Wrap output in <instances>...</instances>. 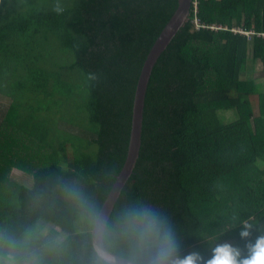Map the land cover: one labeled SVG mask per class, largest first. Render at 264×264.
I'll use <instances>...</instances> for the list:
<instances>
[{
    "label": "trees",
    "instance_id": "trees-1",
    "mask_svg": "<svg viewBox=\"0 0 264 264\" xmlns=\"http://www.w3.org/2000/svg\"><path fill=\"white\" fill-rule=\"evenodd\" d=\"M176 7L0 0V97L10 101L0 117V234L50 226L49 237L63 238L42 250L45 264H92L91 231L125 161L141 68ZM55 44L74 58L57 74L48 62ZM167 46L147 85L137 165L108 221L149 205L173 226L180 256L206 260L222 244L246 254L264 232V93L254 79L257 61L264 78V0H193ZM73 99L70 128L63 109ZM232 112L234 121L221 119ZM241 221L253 224L248 240Z\"/></svg>",
    "mask_w": 264,
    "mask_h": 264
},
{
    "label": "clouds",
    "instance_id": "clouds-1",
    "mask_svg": "<svg viewBox=\"0 0 264 264\" xmlns=\"http://www.w3.org/2000/svg\"><path fill=\"white\" fill-rule=\"evenodd\" d=\"M89 79L96 80L97 76L90 74ZM70 194L81 208L92 212L79 192ZM240 227V238L248 240L253 224L241 221ZM98 238L102 247L97 248L92 264H115L117 258L123 264H264V232L254 243L245 245L246 254L230 244H222L213 247L206 260L195 252L180 256L181 244L167 217L139 203L99 225ZM60 242V237H49L38 227L27 229L20 236L0 234V264H45L42 250L52 251Z\"/></svg>",
    "mask_w": 264,
    "mask_h": 264
},
{
    "label": "water",
    "instance_id": "water-1",
    "mask_svg": "<svg viewBox=\"0 0 264 264\" xmlns=\"http://www.w3.org/2000/svg\"><path fill=\"white\" fill-rule=\"evenodd\" d=\"M192 2L193 0H177L175 11L167 21V25L158 39L153 43L144 60L132 104L131 129L125 161L96 217L91 231L92 248L96 255L97 248L102 247L98 238V226L107 223L109 215L112 213L111 211H113L124 186L132 176L140 156L142 147L144 100L152 68L154 64L157 63L166 47H168L167 45L171 43L189 19ZM109 255L115 256L113 253H109ZM115 264H123V261L117 258Z\"/></svg>",
    "mask_w": 264,
    "mask_h": 264
},
{
    "label": "rangeland",
    "instance_id": "rangeland-1",
    "mask_svg": "<svg viewBox=\"0 0 264 264\" xmlns=\"http://www.w3.org/2000/svg\"><path fill=\"white\" fill-rule=\"evenodd\" d=\"M53 47H54V48H52V55L53 56L48 59V62L51 63V66L53 65L52 66L53 67V72L52 73H56L57 74L58 69L60 70V68H59L60 66H63L64 63L72 61L74 58H73V55L70 52L65 53L62 50V48H60L58 46V44L53 45ZM66 81H67V83H69V86L74 88L75 90H77L79 88L78 84L76 83V81L73 80L72 78H69ZM78 92L82 93L83 90H79ZM70 101L66 103V105H65V107L63 109V111H64L63 113H64V115H66V116L63 117V120H65V124L69 125L70 128H74L75 126L77 127V125H74L75 122L73 123L71 118H66V117L69 116L70 113L74 111V109L78 106V102L76 100H74V99L71 102ZM9 104H10V101L2 99L0 97V117L5 113L6 109L9 106ZM254 104H255V106H257V102H255ZM53 112H54L55 116H57V111H53ZM222 114L223 113H221L220 117L226 123H229L230 120L234 121L235 118H236L235 115H232V113H228V115H227V113H224V116ZM51 134H54L55 136H57V135H60V132L57 129L52 128L51 129ZM13 176H14V179L19 181V182L30 183L29 179L25 175H23L21 172L15 171L13 173ZM50 229H51L50 226H47L45 228L44 232L49 231ZM56 230L58 231V229H56ZM62 236L63 235L60 236L61 239L63 238Z\"/></svg>",
    "mask_w": 264,
    "mask_h": 264
},
{
    "label": "crops",
    "instance_id": "crops-1",
    "mask_svg": "<svg viewBox=\"0 0 264 264\" xmlns=\"http://www.w3.org/2000/svg\"><path fill=\"white\" fill-rule=\"evenodd\" d=\"M255 68H254V79L256 81V83L259 85L261 92L264 93V78H262V63L260 61L255 62ZM255 102H257V106H255ZM254 112L256 115L259 114L258 111V97L256 96L254 98ZM228 115V114H227ZM232 115H235L234 112H232ZM229 118V117H228Z\"/></svg>",
    "mask_w": 264,
    "mask_h": 264
}]
</instances>
